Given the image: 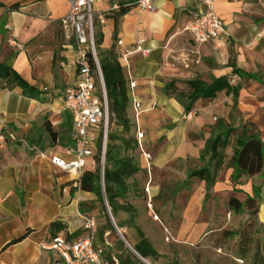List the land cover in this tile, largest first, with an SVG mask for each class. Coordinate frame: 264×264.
Wrapping results in <instances>:
<instances>
[{
    "label": "crops",
    "instance_id": "obj_1",
    "mask_svg": "<svg viewBox=\"0 0 264 264\" xmlns=\"http://www.w3.org/2000/svg\"><path fill=\"white\" fill-rule=\"evenodd\" d=\"M132 1L119 0L123 5ZM212 1L214 12L229 31L227 38L212 43L197 45L186 30L192 14L205 10L202 0H153L151 11L140 12L130 7L123 15L108 12L97 31L102 36L99 50L113 49L124 69L129 116L135 117L133 101L140 105L137 123L145 140L142 152L151 157L148 165L140 155L141 168L148 165L151 171V166H159L173 179L181 169H186V159L200 164L207 139L229 129L236 130L224 149L228 154L224 163L227 168L220 174L217 172L209 201L215 200L220 175L228 174L229 180L236 174L230 159L239 136L258 139L264 151V0ZM15 3L18 7L11 8ZM0 4V63L16 71L38 93V98H30L20 88L0 82V129L7 137L0 148V264H53L56 256L41 248L56 235L51 224H62L60 236L79 233L75 238H81L85 235L84 220L89 215L81 212L80 204L83 208L84 204L86 207L97 204L94 194L80 190L77 177L50 161L51 155L70 160L66 150L76 146L72 117L64 108L62 96L63 90L77 80L75 41L62 25L69 3L0 0ZM11 40L22 45V49L11 44ZM137 47L150 52L143 56ZM232 77L235 83L230 85L238 88L235 98L222 90L208 102L197 100L190 112H185L178 100L165 91L173 80L177 81V88H182V82L195 78L211 84L215 79L228 81ZM43 87H48V91L43 92ZM262 175L264 165L260 174L240 176L235 186H230L229 198L244 201L243 192L264 191ZM258 178L261 183L251 182ZM169 182L174 183L166 181ZM247 182L248 186H243ZM199 183L198 199H192L180 218L161 214L164 222L169 223V219L179 222L175 231L163 225V231H170L171 239L178 245H197L210 234L223 233L221 229L210 228L208 222L215 220L212 214L202 213L206 189L203 181ZM140 186L146 199L133 197L119 203L133 207L130 224L118 222L121 218L118 214L123 211L117 212L113 219L120 225L115 224L116 227L125 232L131 226L139 229L155 254L144 258L135 251L138 235L130 243L122 233L115 237L107 231L102 246L118 264L127 255L134 264H169L168 259L175 252L166 241L160 242L147 225L148 221L159 222L152 202L159 185H152L147 179ZM234 188L243 192H233Z\"/></svg>",
    "mask_w": 264,
    "mask_h": 264
},
{
    "label": "trees",
    "instance_id": "obj_2",
    "mask_svg": "<svg viewBox=\"0 0 264 264\" xmlns=\"http://www.w3.org/2000/svg\"><path fill=\"white\" fill-rule=\"evenodd\" d=\"M136 1V0H134ZM132 1V3L134 2ZM1 6V4H0ZM18 3H15L11 8H17ZM130 7L120 6L118 13L120 15L125 14ZM95 37V36H94ZM95 39V38H94ZM102 43V36L100 33H96V47L98 48V63L101 70L103 83L106 91L107 101H108V111H109V121L114 118L121 125L122 129L128 131L129 124H131V118L128 114V86L127 80L124 75V69L118 61L117 55L114 53L113 49L102 52L99 50V46ZM89 64L92 71L96 72V67L91 55H89ZM96 76V75H95ZM0 82L7 87H18L21 89L22 94L30 98H38V93L29 85L25 80H23L20 75L14 71L12 68L0 63ZM177 81H172L166 86V93L170 96H174L178 102L183 106L185 112H190L193 108L194 103L201 99L204 102H208L215 98L218 92L226 90L233 94L235 98L238 94V88L231 86L227 79L219 78L212 81L211 84H207L204 81L195 78L188 81L182 82V88L176 87ZM96 84L98 85V80L96 77ZM99 88V87H98ZM179 89V90H178ZM186 93V94H184ZM236 133L235 129H229L225 131L222 135H218L215 138H209L206 140L202 153L200 154V159H204L205 155H209L207 163L198 168L190 171L187 176L189 178H197L205 183L206 197L211 191L219 171L222 165V151L229 145L228 138ZM101 134V132H100ZM137 138V137H136ZM135 138V139H136ZM116 137L112 134H107L106 150H105V166L103 173L104 187L103 192L105 195V201L110 207V212L114 218L117 212L123 211L127 213H133V207L126 204L121 205L118 203V199H125L128 191V186L126 184V179L131 177L137 172V165L133 163L132 159L121 157L112 145ZM100 143L101 139L98 140L97 149L93 154L94 164L86 165L83 175L79 179V188L82 191L89 192L95 195L96 202L104 204L103 193L100 185ZM234 152L230 159L236 170V176L240 177L242 175L255 176L260 174L261 169L264 165V151L261 142L252 137H246L245 135L239 136L234 142ZM214 162V163H213ZM213 166V168H212ZM255 189H253L254 191ZM255 197H247L244 201L231 196L228 199V206L234 212H239L242 209L254 208L252 215H257L258 204L257 198H259V190H255ZM94 204L90 206H85L80 204V210L84 214H88L91 209H93ZM105 205L101 207L104 212ZM106 210V208H105ZM120 227L119 223H116ZM63 226L59 222H54L51 224V230L56 231L58 236L60 230ZM109 232L110 235L115 233V229L110 222L109 216L104 217V225L97 231V237L102 246L104 243V234ZM137 235L140 240L134 245L135 251L142 257H147L148 255L155 254V251L151 248L148 241L143 238L142 233L136 228ZM79 233H74L73 235H64L66 240H75ZM54 236V237H55ZM96 238V236H95ZM96 245V242H95ZM97 246V245H96ZM106 249V247H105ZM106 258L110 259V255L105 252ZM119 264H134L131 261L129 255H127L123 260H119Z\"/></svg>",
    "mask_w": 264,
    "mask_h": 264
},
{
    "label": "rangeland",
    "instance_id": "obj_3",
    "mask_svg": "<svg viewBox=\"0 0 264 264\" xmlns=\"http://www.w3.org/2000/svg\"><path fill=\"white\" fill-rule=\"evenodd\" d=\"M99 25L101 24L94 20L93 27L95 42ZM98 52V48L96 47V53L98 54ZM130 118L131 124H129L128 131L122 129L121 125L114 118H111L109 121V134H112L116 137V140H114L112 143L114 149L118 151L121 157L132 159L133 163L137 165L138 169L136 173L126 179L128 191L125 199H118L117 201L118 203H122L124 201L128 202V199L133 197H143L146 199L145 191L140 185L147 179L151 180L152 185H159L157 193L152 196L153 209L159 218V222L156 221V224L155 222L148 221L147 225L150 226L152 233H154L155 236H159L160 242L163 240L166 241V245L175 252L168 259L169 264H264V191L259 190V192H261L260 197L256 199L259 207L257 215H252L254 208H245L239 212L232 211L227 204L231 192L229 188L230 186L234 187L236 180L241 178L234 174L231 175V179L229 180L228 174H221L219 177L220 188L215 192V200L209 201L212 194H214V192L211 190L207 195V199L202 202L201 209L203 215L212 214L215 219L208 222L210 228H215L217 230L221 229L223 233L210 234L206 238L200 239V242L197 245H178L174 242V240L171 239L170 231H175L178 228L179 222L172 220L170 222V219L169 223L164 222V220H162L163 218L161 214H165L167 218L172 217V215H179L180 218L183 211L188 208V204L192 203V199H198L201 191L199 180L197 178H189L187 174L193 169H197L198 167L205 165L207 163V158L200 160V164L196 163L193 159H186L188 160L186 169H181L179 174H175L173 176V179L170 178V175L166 174L165 170L160 169L159 166H151L152 168L150 171V167H148V165L151 162V157L148 162L145 160L148 164L146 165V168H141L140 155H143L142 150L144 148L143 145L145 140H143L144 137L142 136L138 142L136 138L138 121H136L135 117L132 118L131 115ZM227 155L223 150V165L221 166L218 174H220L222 171H225L227 168V165L224 166V163L228 159ZM261 178V182L264 181V175L260 176V179ZM182 179L183 182L180 181ZM260 179L258 178V180L251 182L253 184H259L261 183L259 182ZM166 181H174L175 184H170V182L168 184ZM226 181L230 182L227 183ZM243 186L247 187L248 182L243 184ZM234 191L243 192V190L235 188L233 192ZM254 191L252 190L250 193L243 192L246 197L241 196V199H246L247 197L253 196L255 197ZM94 206L95 207H93V209L88 212V215L89 217L94 218L96 221L95 242L96 245L100 247L101 243L97 237V231L104 225V217L108 216V214L105 208L104 212L101 210V207H103L104 204L98 203ZM107 206L110 210L108 204ZM118 215L121 217L119 218L118 222L124 220L127 223L133 217L130 213L126 212H119ZM157 217L153 215L154 219H157ZM110 222L114 227L113 222L116 224V220L113 219V222L111 220ZM163 225H167L170 231H163ZM118 230L120 231V234L115 230V233L112 235L119 237L118 235H121L122 233L125 240L130 243L137 239V231L132 226L129 230H127V232H125L123 229ZM157 239L154 238L156 243L159 242ZM160 242L158 245L161 244ZM215 245L216 248L213 249ZM206 246H208V248H206Z\"/></svg>",
    "mask_w": 264,
    "mask_h": 264
},
{
    "label": "built area",
    "instance_id": "obj_4",
    "mask_svg": "<svg viewBox=\"0 0 264 264\" xmlns=\"http://www.w3.org/2000/svg\"><path fill=\"white\" fill-rule=\"evenodd\" d=\"M67 1L69 3V10L62 20V25L68 30L67 33L70 32L71 35H68V37L72 36L75 41L77 80L73 85L63 90L62 96L64 108L72 117L76 146L66 150V154L71 156L70 160H64L56 155H51L50 161L56 167L80 179L86 165L88 163L90 165L94 164L92 157L97 149L98 140L101 139L99 167L100 185L103 189L109 111L96 53L93 22L96 20L100 24L104 23V14L119 11L122 4L119 0ZM202 2L205 10L193 13L191 22L186 27L192 41L197 45H201L227 38L229 31L223 21L214 12L213 1L202 0ZM123 7H132L140 12L151 11L153 9V0H136L129 5H123ZM10 43L22 49V45L12 40ZM119 43L121 42L119 41ZM136 50L143 56L150 52V50L142 49L141 47H137ZM89 55H91L95 64V73L90 67ZM123 56H126V54ZM96 77L99 88L96 84ZM228 82L229 84H234L235 78H230ZM130 87L133 88V84H130ZM48 89V87H43L42 91L47 92ZM139 107V103L133 101L136 121ZM142 136V133L137 130L136 137L138 142ZM6 140V135L0 129V148L4 146ZM143 157L147 162L150 160V155L147 153H143ZM83 228L85 235L81 238L66 240L63 236L58 235L53 237L48 243L41 245L42 249L49 250L56 256L53 264H118L116 259L106 258L104 249L95 245V219L92 217L85 218ZM132 252L139 260L144 261L140 255L133 250Z\"/></svg>",
    "mask_w": 264,
    "mask_h": 264
},
{
    "label": "water",
    "instance_id": "obj_5",
    "mask_svg": "<svg viewBox=\"0 0 264 264\" xmlns=\"http://www.w3.org/2000/svg\"><path fill=\"white\" fill-rule=\"evenodd\" d=\"M102 193H103V201H104V205H105V208H106V212H107V214L109 216V219L113 222V218H112V216L110 214V210H109V208H108V206L106 204V201H105V195H104L103 189H102ZM113 225H114V222H113ZM114 229L117 231V233L120 234V231L118 230V228L115 225H114Z\"/></svg>",
    "mask_w": 264,
    "mask_h": 264
}]
</instances>
